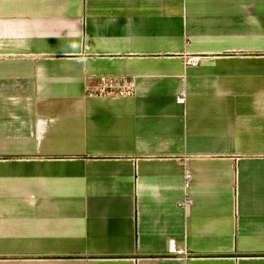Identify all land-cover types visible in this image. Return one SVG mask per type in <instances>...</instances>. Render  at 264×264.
<instances>
[{"label":"crops","instance_id":"1","mask_svg":"<svg viewBox=\"0 0 264 264\" xmlns=\"http://www.w3.org/2000/svg\"><path fill=\"white\" fill-rule=\"evenodd\" d=\"M0 264H264V0H0Z\"/></svg>","mask_w":264,"mask_h":264},{"label":"built area","instance_id":"2","mask_svg":"<svg viewBox=\"0 0 264 264\" xmlns=\"http://www.w3.org/2000/svg\"><path fill=\"white\" fill-rule=\"evenodd\" d=\"M197 60H199V57H189L188 63L193 64ZM87 92L89 95L99 97H129L134 94V83L132 80L101 76L93 87H87ZM178 251L174 247V241L170 240L168 243V252L174 253Z\"/></svg>","mask_w":264,"mask_h":264}]
</instances>
